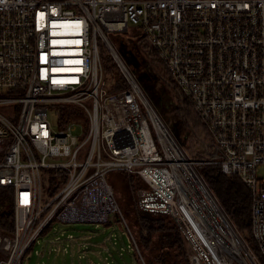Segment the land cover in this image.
I'll list each match as a JSON object with an SVG mask.
<instances>
[{
    "label": "built area",
    "instance_id": "1",
    "mask_svg": "<svg viewBox=\"0 0 264 264\" xmlns=\"http://www.w3.org/2000/svg\"><path fill=\"white\" fill-rule=\"evenodd\" d=\"M142 40L212 139L210 163L247 186L259 257L146 95L138 72L148 78L151 69L135 50ZM121 44L140 61L137 71ZM102 45L123 90L107 92ZM262 167L264 0H0V188L12 190L15 210L13 231H0V264H25L52 223H106L118 212L110 172L143 181L138 208L173 219L189 264H264ZM46 169L64 174L52 196Z\"/></svg>",
    "mask_w": 264,
    "mask_h": 264
},
{
    "label": "rangeland",
    "instance_id": "2",
    "mask_svg": "<svg viewBox=\"0 0 264 264\" xmlns=\"http://www.w3.org/2000/svg\"><path fill=\"white\" fill-rule=\"evenodd\" d=\"M127 36L128 33L122 35L126 38ZM114 42L118 44L117 38ZM136 47V52L150 65L149 79L141 72H138V76L156 112L171 129L188 158L198 162L197 171L201 165H213L210 160L215 156V145L201 125L193 108L176 89L162 62L147 42L139 41ZM103 53L104 51L101 52L102 57ZM107 84L109 82L106 83V89L109 92ZM185 108L190 110L186 111ZM76 114L79 115V113ZM48 117L52 126L56 128L58 114L51 110ZM75 133L76 135L83 134L82 128L77 127ZM258 173L264 176V167L260 168ZM42 176L43 188L48 195L45 186L50 181H54V184L60 188L59 182L63 180L64 174L60 171L46 169L43 170ZM106 181L113 187L118 212L110 215L109 220L104 224L53 223L51 228L38 238L33 249L27 254L25 264H120L116 260H111L115 253L117 258L120 248L123 256L118 258L123 262L122 264H147L140 246V236H146L147 230L136 218L138 213L136 193L145 185L139 178H131L123 172L108 173ZM159 234L160 232L154 235L155 239L152 240L154 245L158 242ZM107 244L110 246L108 247ZM246 244L259 257L258 251L255 252L248 243ZM99 245L104 249L100 250ZM184 247L186 250V246ZM107 249L111 251L110 259L107 257L110 256ZM154 253L157 254V251ZM259 260L263 264L260 258Z\"/></svg>",
    "mask_w": 264,
    "mask_h": 264
},
{
    "label": "trees",
    "instance_id": "3",
    "mask_svg": "<svg viewBox=\"0 0 264 264\" xmlns=\"http://www.w3.org/2000/svg\"><path fill=\"white\" fill-rule=\"evenodd\" d=\"M100 49L101 52L104 51L103 57L102 54L101 57L103 59L102 62L104 66V73L106 75L105 79L107 80L106 83L109 82V84H107L109 92L112 93L125 89L127 87V83L109 52L103 48V45L100 46ZM190 107L192 106L190 105ZM185 110L187 111L190 109L185 108ZM66 115L67 112H65V116ZM70 117H72L71 119H75L78 117V115ZM198 173L201 175L202 180L215 197L220 208L241 235L243 240L248 243L250 247H252L256 252L257 248L250 232L251 194L247 186L238 176L224 174L217 165H201L198 168ZM124 174L131 178H139L126 173ZM139 180L141 179L139 178ZM58 188L59 186L54 184V181H50L49 184L45 186L46 192L49 193V196L55 194L58 191ZM136 209L138 210L136 218L147 230L146 236H140V246L142 252L144 253L146 263L189 264L182 235L173 219L168 215L142 211L138 208L137 201ZM14 212L15 210L12 190L9 188H0V231L2 233H11L13 231L15 217ZM52 224L45 229L43 234L51 228ZM159 232L160 234L158 236V242L156 245H154L152 240L155 239L154 235L158 234ZM110 244H107V246L109 247ZM99 248L100 250L104 249L101 248L100 245ZM121 250L122 249L120 248L117 258L116 253L113 255V259H111L112 261L116 260L120 264L123 263L118 258L119 256H123V251ZM155 251H157V254L154 253ZM107 253L110 254V256H107L110 259L111 251L108 250Z\"/></svg>",
    "mask_w": 264,
    "mask_h": 264
},
{
    "label": "water",
    "instance_id": "4",
    "mask_svg": "<svg viewBox=\"0 0 264 264\" xmlns=\"http://www.w3.org/2000/svg\"><path fill=\"white\" fill-rule=\"evenodd\" d=\"M121 55L124 57L128 66H130L133 71L140 67V61L137 59L135 53L131 50H128L121 44L119 49Z\"/></svg>",
    "mask_w": 264,
    "mask_h": 264
},
{
    "label": "bare ground",
    "instance_id": "5",
    "mask_svg": "<svg viewBox=\"0 0 264 264\" xmlns=\"http://www.w3.org/2000/svg\"><path fill=\"white\" fill-rule=\"evenodd\" d=\"M150 54V53H149ZM153 56V55H152ZM153 59V58H152ZM154 63V62H153ZM164 66V65H163ZM155 109V108H154ZM160 129L164 132V128H162L160 126ZM167 140L169 142H171L170 138L167 137ZM180 157V153L179 152H176L174 146L172 147V150L171 152L169 153V159H170V162L171 164L176 168V169H180V165H179V162H178V158ZM182 161V160H181Z\"/></svg>",
    "mask_w": 264,
    "mask_h": 264
}]
</instances>
